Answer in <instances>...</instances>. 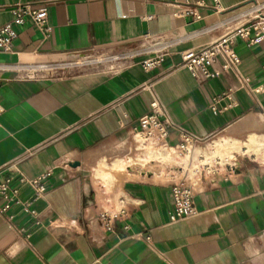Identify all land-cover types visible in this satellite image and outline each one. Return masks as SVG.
<instances>
[{
    "label": "crops",
    "instance_id": "crops-1",
    "mask_svg": "<svg viewBox=\"0 0 264 264\" xmlns=\"http://www.w3.org/2000/svg\"><path fill=\"white\" fill-rule=\"evenodd\" d=\"M249 1L0 0V27L16 3L47 12L46 30L27 20L0 49V183L20 173L46 185L27 211L10 203L0 213V264H264V32L232 45L257 100L220 57L209 77L192 76L181 59L247 21ZM159 53L143 70L139 62ZM153 93L203 138L188 157L175 130L160 148L166 161L145 155L136 134ZM116 147L141 152L107 162ZM116 163L121 185L107 171ZM176 164L182 170H167ZM180 177L195 212L174 219ZM30 195L20 186V200Z\"/></svg>",
    "mask_w": 264,
    "mask_h": 264
},
{
    "label": "built area",
    "instance_id": "built-area-1",
    "mask_svg": "<svg viewBox=\"0 0 264 264\" xmlns=\"http://www.w3.org/2000/svg\"><path fill=\"white\" fill-rule=\"evenodd\" d=\"M259 7L257 0H252ZM261 6V5H260ZM258 9V8H257ZM12 19L9 24L0 27V49L8 52L11 44L16 37V31L13 26H22L25 21H31L39 30H46L45 22L47 12L45 7L34 8L29 3H16L11 8ZM196 18L199 15L193 14ZM250 16L246 11L245 17ZM264 32V18L258 15L248 17L247 21L228 32L223 37L209 43L198 49H187L181 53L182 64L194 77H209L215 72L210 71V66L217 57L222 59L221 67L224 70H232L237 74L239 88L244 90L250 97L257 100L261 93L260 87L253 88L250 85L249 77L242 76L238 73L237 67L240 59L233 50L235 37L246 39L249 43L256 42ZM163 58L159 53L153 57L143 58L139 64L143 70L148 71L155 67ZM150 89V85H148ZM150 102V109L142 115L139 120V130L145 142H150L156 146L169 147L168 136L171 131L178 132V141L174 145L181 153H186L200 143L203 138L189 132L176 123H174L165 111L163 104L153 93ZM0 107V111H1ZM48 175V174H46ZM43 176L27 178L18 174L15 178H7L0 183V197L7 200V203L0 207V213H3L13 205H20L24 211L40 199L46 193V185L43 182ZM27 185L31 190L28 199L22 201L19 199V188ZM171 196L174 206V215L172 218H181L192 215L195 212L193 204L194 191L189 180L179 178L171 183ZM107 229L111 228V219L105 223Z\"/></svg>",
    "mask_w": 264,
    "mask_h": 264
},
{
    "label": "rangeland",
    "instance_id": "rangeland-1",
    "mask_svg": "<svg viewBox=\"0 0 264 264\" xmlns=\"http://www.w3.org/2000/svg\"><path fill=\"white\" fill-rule=\"evenodd\" d=\"M258 2H259V4L261 5H259V7L258 6H256V4L255 3H252L253 1H249V3H250V5H249V9L247 10L248 12H249V14H250V16H248V17H254V16H256V15H258V17L259 18H264V0H257ZM258 8V9H257ZM247 17V18H248ZM81 59V58H80ZM83 60V59H82ZM88 60V59H87ZM44 72H46V71H44ZM44 72H38V74H41V73H44ZM26 73H28L30 76L32 75V74H34L33 72H31V71H27ZM221 136H223V135H218V137H216L215 139H218L219 137H221ZM138 145V144H137ZM160 149V148H159ZM161 150V149H160ZM141 151L140 150H132V151H130L129 153H125V152H123V149L122 148H119V147H116V148H113L111 151H110V157L109 158H105V160L107 161V162H111V161H113L115 158H121V157H123V156H125V159L127 158V156H132V157H136L139 153H140ZM166 154H168L169 155V153L167 152ZM175 154V153H174ZM183 153H181V155H182ZM149 156V155H148ZM144 157V156H143ZM175 160L176 161H180L181 160V158L178 156V157H175ZM192 165V163L190 162L189 163V166H191ZM144 167H151L152 169H154L155 171L157 170L158 171V167H155V166H153L152 165V163L151 162H149V163H147ZM171 168V169H170ZM181 167H180V165H178V164H176V165H173V166H171V167H168V169L167 170H173V171H171V172H176V171H179V170H182V168L180 169ZM198 167H196V169H197ZM193 170V169H192ZM188 175H189V177L191 176V174L190 173H188Z\"/></svg>",
    "mask_w": 264,
    "mask_h": 264
},
{
    "label": "bare ground",
    "instance_id": "bare-ground-1",
    "mask_svg": "<svg viewBox=\"0 0 264 264\" xmlns=\"http://www.w3.org/2000/svg\"><path fill=\"white\" fill-rule=\"evenodd\" d=\"M137 135V137L143 142V143H145V145H144V148H145V152H146V156L147 155H149L150 157H153V158H155V159H160V160H162V161H166V159H168L169 158V155L168 154H166V153H164L162 150H160L159 148H164V147H160V146H156V145H154V144H152V143H150V142H145L144 141V139H143V137H142V135L141 134H139V133H137L136 134ZM258 137V136H257ZM233 141V140H232ZM255 143V142H254ZM259 143V142H258ZM141 145V144H140ZM220 145V144H219ZM246 145V144H245ZM249 146V145H248ZM231 147V146H230ZM235 147V146H234ZM253 147V146H252ZM219 148V147H218ZM228 148V147H227ZM251 148V147H250ZM214 149V148H213ZM253 149V148H252ZM248 150V149H247ZM190 152H191V150H189V151H187L186 153H183L182 155L180 154V152H179V150H178V153L182 156V157H188V155L190 154ZM218 152V151H217ZM214 153H215V151H214ZM221 153H223L222 151H221ZM211 155H213L214 156V154H211ZM210 155V156H211ZM217 155H219V153L217 154ZM197 156V155H196ZM195 156V157H196ZM206 156V155H205ZM171 157V156H170ZM194 157V158H195ZM208 157V156H207ZM217 157V156H216ZM224 157V156H223ZM226 157V156H225ZM230 157H232V155L230 154V153H228V158H230ZM150 159V158H149ZM188 159V158H187ZM205 159V158H204ZM210 159V158H209ZM144 161H145V159H144ZM146 161H147V159H146ZM137 162V161H136ZM185 162V161H184ZM183 162V163H184ZM220 162V161H219ZM204 163V162H203ZM206 163H210L209 161L208 162H206ZM116 166H120V167H122V164H117L116 163V165H114L111 169H107V171H114V173H112L113 175H114V177H115V179H116V182L118 181L119 182V180H120V173L121 172H119L120 170L119 169H117L116 168ZM158 166V165H157ZM187 166V165H186ZM134 168V167H133ZM186 168V167H185ZM135 169V168H134ZM133 169V170H134ZM142 169V168H141ZM189 169V168H188ZM137 170H138V168H137ZM184 170V169H183ZM146 171V170H145ZM164 171V170H163ZM169 171V170H168ZM193 170H191V174H193ZM196 172V171H195ZM159 173V172H158ZM175 173V172H174ZM169 175V174H168ZM101 176V175H100ZM108 176V175H107ZM109 176H111V173H110V175ZM132 176H133V174H132ZM131 176V177H132ZM163 176V175H162ZM112 177V176H111ZM111 177H110V179H111ZM128 177V176H127ZM102 178V177H101ZM100 178V179H101ZM124 178H126V177H124ZM166 178V177H165ZM181 178V177H180ZM107 180H108V178H107ZM112 180V179H111ZM104 181V180H103ZM113 181V180H112ZM119 184H120V182H119ZM121 185V184H120Z\"/></svg>",
    "mask_w": 264,
    "mask_h": 264
}]
</instances>
